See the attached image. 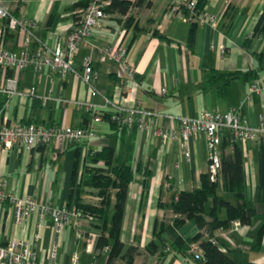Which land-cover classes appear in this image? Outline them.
Wrapping results in <instances>:
<instances>
[{
    "label": "crops",
    "instance_id": "obj_1",
    "mask_svg": "<svg viewBox=\"0 0 264 264\" xmlns=\"http://www.w3.org/2000/svg\"><path fill=\"white\" fill-rule=\"evenodd\" d=\"M75 1L2 0V5L17 19L29 21L28 47L31 49L39 42L47 47L62 44L74 24L73 10L69 7ZM167 3L168 0H143L139 6L129 7L125 15L133 16L139 26L136 31L124 32L114 16L107 14L92 29L86 38L87 44H78L71 56L77 73L81 71L82 57L89 56L94 72L91 86L99 94H109L123 72L115 62H98L97 48L124 44L125 57L133 64L135 77L128 80L133 88L130 98H123L121 103L130 106L136 101L139 115L149 124L148 129L114 128L102 116L98 121L93 120V109L102 104L101 96L98 93L91 96L79 76L70 73L62 76L48 67L39 71L31 67L20 70L17 87L21 90L33 87L34 93L10 96L3 111L9 122L90 125L94 133L87 139L64 142L55 156L51 144L28 151L17 145L0 146V188L17 198L29 196L52 207L67 202L72 206L80 170L91 166L89 153L102 146L113 147L115 154L132 164L139 162L146 166L149 176L135 172L127 184L119 225L118 237L124 247L133 245L139 249L131 264H199L190 255L167 249L161 254H148L143 249L144 243L154 238L160 224L169 240L186 238L197 231L192 219L174 228L170 221L172 211L167 206L171 190L189 191L199 187V176L205 172L207 163L204 134L191 133L183 143L177 133L179 119L195 116L204 109L232 110L249 126L264 128V95L248 91L251 80L238 76L229 81L225 93L207 86L210 69L244 71L250 68L256 71L255 80L264 82V0H205L201 12L214 14L215 24L197 21L191 48L186 45L187 19L169 12ZM123 17L120 16L121 20ZM153 30L171 41L151 36ZM16 41L17 31L5 37L4 45L17 50ZM9 73L6 70L4 74ZM2 101L4 97L0 94V105ZM84 102L94 107L88 109ZM154 127L172 129L175 135L160 142L151 133ZM239 147L243 155L245 193L256 215L248 224L217 229L213 236L233 264H264V243L252 248L264 206V146L248 139ZM78 198L91 203L100 199L88 190L80 192ZM100 223L94 217L83 221L86 236L93 244L92 251L87 252L82 239L75 237L71 221L56 229L50 216L37 218L35 213H29L16 222L10 203L4 200L0 202V245L10 240L29 241L34 264H45L54 243L58 264H69L72 255L76 256L75 264H105L104 252L94 248ZM0 264L4 263L0 260ZM110 264L124 263L118 256Z\"/></svg>",
    "mask_w": 264,
    "mask_h": 264
},
{
    "label": "built area",
    "instance_id": "obj_2",
    "mask_svg": "<svg viewBox=\"0 0 264 264\" xmlns=\"http://www.w3.org/2000/svg\"><path fill=\"white\" fill-rule=\"evenodd\" d=\"M87 4L79 11L78 20L74 21L73 26L66 33L61 43H56L51 47L44 46L41 42L28 47L27 27L29 21H22L12 16L8 9L2 5L0 0V94L4 97L0 105V146L9 148L17 145L25 151L35 149L37 146L51 144L54 148L53 156L60 149L64 142H75L80 139H87L93 136V129L87 126H64V125H35L33 123H14L9 122L3 114L7 106V98L10 96H30L34 93V88L29 87L21 90L17 87L18 73L20 70L31 67L34 71H39L43 67L56 71L60 75L75 74L79 76L81 82L89 88L90 95L98 93L92 86L93 68L90 57L83 56L81 59V71L77 73L72 65L71 56L78 44L86 45V38L91 35L92 29L100 24L101 18L107 17L104 7L108 5L109 0H87ZM195 0H168L167 9L176 16H182L179 5L184 4L187 8H192ZM186 19V18H185ZM6 20V22L4 21ZM197 21L206 20L211 25L215 24V15L211 13L200 14ZM5 27L8 30L17 31V50H12L4 45ZM26 35L22 36V34ZM126 47L124 44L114 46L106 45L97 48V61L105 62L110 60L115 62L122 70L123 75L119 76L117 83L114 85L109 94H99L102 98V104L97 105L93 110L92 119L100 120L102 112L109 115V119L116 122L118 126L130 128L135 125L137 128L146 130L149 124L139 115V105L136 101L130 106H124L121 103L123 98H130L133 88L128 84V80H134L135 69L126 57ZM9 70L8 76L5 71ZM164 89H162V92ZM249 92L261 93L264 95V82L259 83L257 80H251L248 85ZM84 106L92 109L91 103L84 102ZM178 135L184 143L189 134L201 132L206 139L207 163L205 172L210 180L217 178V172L220 165V135L227 130L228 140L231 144H241L245 140H255L264 146V128L251 127L245 120L240 119L236 111L220 112L215 109H204L197 115L191 117H181ZM153 136L157 137L160 142H166L174 137L175 132L172 129L164 127H154L151 129ZM182 152L187 156L185 146H182ZM95 166H103L99 161ZM168 186V183H167ZM7 200L11 205L12 216L18 222L24 215L35 213L37 218L43 215L51 217L54 226L58 229L61 225L71 221L73 224L74 235L82 239L84 249L87 252L92 251V242L86 236L87 231L84 229L82 218L74 210L73 206L52 207L48 202H37L29 196L17 198L13 193H8L0 188V202ZM239 224L232 221L230 227L235 228ZM37 235H35L36 238ZM213 242L214 238L209 237ZM55 243L52 244L45 264H58L55 258ZM107 246H103L101 251L105 252ZM188 253L193 258H199L202 251L196 244H192ZM76 256L72 255L69 264H75ZM0 260L4 264H34V251L30 242L27 240H10L4 245H0Z\"/></svg>",
    "mask_w": 264,
    "mask_h": 264
},
{
    "label": "trees",
    "instance_id": "obj_3",
    "mask_svg": "<svg viewBox=\"0 0 264 264\" xmlns=\"http://www.w3.org/2000/svg\"><path fill=\"white\" fill-rule=\"evenodd\" d=\"M87 0H77L69 7L72 9L73 20H78L80 9L87 4ZM143 0H109L104 12L114 16L116 24L125 32L128 29L136 31L139 26L131 14L125 15L131 6H139ZM205 0H195L192 8H187L184 4L179 5L182 17L188 21L186 45L192 47L196 18L200 14ZM52 13L48 15L46 24L49 22ZM119 17H116V16ZM120 16H124L121 20ZM6 22V20H4ZM16 30H8L5 27L4 39L7 35ZM159 39L171 41V38L155 32L150 33ZM260 55V54H259ZM242 77L244 80H254L257 76L254 69L218 71L210 69L208 71L207 86H214L219 92L225 93V87L232 79ZM101 116L109 121L111 127L126 129L125 126H118L116 122L109 119V115L104 111ZM85 126V125H82ZM135 127V125H133ZM227 130L220 135V165L217 178L210 180L206 172L199 176V187L193 190H171L167 206L172 211L171 224L174 228H179L187 219H192L197 231L186 238L177 237L169 240L163 233L160 224L154 238L147 240L143 249L148 253L161 254L164 249L174 251L183 255H190L188 249L192 244H196L202 251L199 258H194L199 264H233L224 248L213 237L217 229H225L231 225L232 221H237L239 225L250 223L256 215L252 203L247 199L243 177V155L238 144H231L228 140ZM91 164L101 162L103 166H86L81 169L78 181L75 184V197L73 200L74 210L82 218H99V233L96 238L94 248L100 252L103 246H107L105 254V264H110L116 257H120L124 264H131L134 255L139 253L138 246H125L119 240V225L123 211V202L127 184L132 180L135 172H140L146 176L150 175L146 166L131 161H126L115 154L113 147L102 146L89 153ZM75 164V160H74ZM74 176L70 177L69 196L72 190ZM170 188V185H168ZM85 190L98 195L100 199L96 203L85 202L78 198V194ZM68 207V202L64 204ZM262 219L258 223L252 248H258L264 243V206L261 212ZM192 257V256H191Z\"/></svg>",
    "mask_w": 264,
    "mask_h": 264
}]
</instances>
